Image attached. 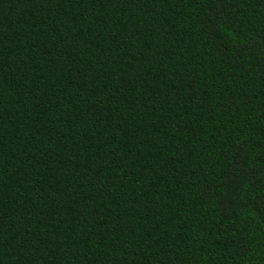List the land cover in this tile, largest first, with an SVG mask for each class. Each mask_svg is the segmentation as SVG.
Wrapping results in <instances>:
<instances>
[{"label": "trees", "instance_id": "obj_1", "mask_svg": "<svg viewBox=\"0 0 264 264\" xmlns=\"http://www.w3.org/2000/svg\"><path fill=\"white\" fill-rule=\"evenodd\" d=\"M0 264H264V0H0Z\"/></svg>", "mask_w": 264, "mask_h": 264}]
</instances>
